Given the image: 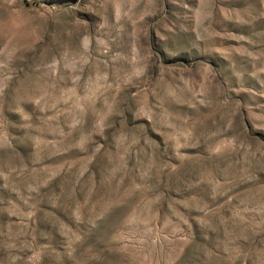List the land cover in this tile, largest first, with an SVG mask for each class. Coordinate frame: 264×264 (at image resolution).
I'll list each match as a JSON object with an SVG mask.
<instances>
[{
  "label": "rangeland",
  "instance_id": "374dc122",
  "mask_svg": "<svg viewBox=\"0 0 264 264\" xmlns=\"http://www.w3.org/2000/svg\"><path fill=\"white\" fill-rule=\"evenodd\" d=\"M0 264H264V0H0Z\"/></svg>",
  "mask_w": 264,
  "mask_h": 264
}]
</instances>
